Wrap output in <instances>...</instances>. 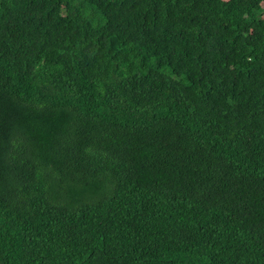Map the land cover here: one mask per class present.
<instances>
[{"label": "trees", "instance_id": "obj_1", "mask_svg": "<svg viewBox=\"0 0 264 264\" xmlns=\"http://www.w3.org/2000/svg\"><path fill=\"white\" fill-rule=\"evenodd\" d=\"M0 264H264V0H0Z\"/></svg>", "mask_w": 264, "mask_h": 264}, {"label": "bare ground", "instance_id": "obj_2", "mask_svg": "<svg viewBox=\"0 0 264 264\" xmlns=\"http://www.w3.org/2000/svg\"><path fill=\"white\" fill-rule=\"evenodd\" d=\"M239 23H240V22H239ZM239 23H238V24H239ZM244 23H245V22H244ZM227 31H228V30H227ZM244 46H245V45H244ZM243 56L245 57V55H243ZM246 56H247V55H246ZM112 58H113V57H112ZM255 62H256V61H255ZM237 63H238V62H237ZM253 66H255V65H253ZM6 157H7V156H6ZM10 174H11V173H10ZM9 180H10V178H9ZM148 194H149V193H148Z\"/></svg>", "mask_w": 264, "mask_h": 264}]
</instances>
